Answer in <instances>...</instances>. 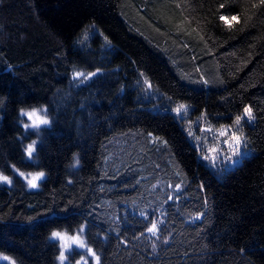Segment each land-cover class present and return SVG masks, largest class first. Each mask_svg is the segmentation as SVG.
<instances>
[{"label":"trees","instance_id":"16d2710c","mask_svg":"<svg viewBox=\"0 0 264 264\" xmlns=\"http://www.w3.org/2000/svg\"><path fill=\"white\" fill-rule=\"evenodd\" d=\"M41 106L51 124L25 134ZM237 117L244 152L207 159L205 123ZM0 172L18 264H58L51 234L84 223L100 264H264V4L0 0Z\"/></svg>","mask_w":264,"mask_h":264},{"label":"rangeland","instance_id":"374dc122","mask_svg":"<svg viewBox=\"0 0 264 264\" xmlns=\"http://www.w3.org/2000/svg\"><path fill=\"white\" fill-rule=\"evenodd\" d=\"M94 27V25H92ZM87 30V29H86ZM91 33L93 32V29H88L87 32ZM84 33V32H83ZM89 33H87L86 36H88ZM94 34V33H93ZM89 35V36H90ZM102 37L104 35L101 34ZM183 106V107H181ZM188 107V103L184 102L180 104V111L178 113H181L183 109H186ZM22 112H35L36 117H33L32 119H29L28 116L22 115ZM177 112V110L175 111ZM244 116L248 118L247 114L245 111H243ZM20 115L23 118L22 120V126L24 128L25 134L29 131H39L42 127L44 126H49L51 124V117L49 115L48 107L47 106H41V107H36V108H29V109H22L20 111ZM199 115L195 114L194 119L188 118L189 121H196ZM48 120V124H39V120ZM252 119V118H251ZM250 120V119H249ZM34 123L38 124V127H26V125H33ZM207 125V127H206ZM205 127L208 129L207 136H204L202 141H206L207 143V154L208 157L207 159H211L213 162H218V161H223L225 160V163L230 160L232 161L230 163V166H233L235 164V160L239 157V155L244 152L246 149V146L244 145L243 141V131L239 129V124L236 123H220L217 125H214L211 123H205ZM233 136L240 137V143L237 144L236 141L233 139ZM35 144V150L33 151L31 157L28 156L26 149L28 145L30 144ZM36 146H37V139L28 142L25 145V153H26V158L29 160L34 159V153L36 151ZM14 172L15 174L20 177L26 184V187L30 190H34L39 188L40 182L46 177V173L44 171H25V170H20L16 168L15 166ZM43 172L44 175L36 181V187L33 188L29 186L28 180L32 178L34 175H38L39 173ZM1 173V172H0ZM23 173V175H21ZM3 174V173H2ZM4 175V174H3ZM8 176V175H6ZM11 183L8 182H0L2 184H5L7 186L13 185V178L11 176H8ZM83 229V231H81ZM86 231H87V223H84L81 225L75 232H68V231H59L56 230L54 232H59L65 237L69 238L66 241L60 240L59 238L53 237L51 234L50 239L53 241H57L60 245V254L57 258V263L58 264H97L96 258L93 257L89 253V249L92 250V252L95 253L96 257H99V264H100V255L95 251L93 247H91L86 238ZM73 238H78L74 242ZM80 242H83L85 245L84 247L80 246ZM67 244V247H64V245ZM63 253L65 259L63 262L59 259L60 255ZM7 255V254H5ZM9 257L8 260H0V263L4 264H18V262L10 255H7Z\"/></svg>","mask_w":264,"mask_h":264},{"label":"snow or ice","instance_id":"6c2138e0","mask_svg":"<svg viewBox=\"0 0 264 264\" xmlns=\"http://www.w3.org/2000/svg\"><path fill=\"white\" fill-rule=\"evenodd\" d=\"M261 3L264 4V0H261ZM221 7H223V5H221ZM220 19L223 20V21H225V23L228 24L229 26H231L233 22H236V21L239 20V17H237V16H231L229 18L228 16H221ZM77 75H82V74L78 73ZM181 107H183V106H181ZM179 111H180V109L177 108V112H179ZM244 111L247 114V116H248L249 119L253 118L252 117V112H251V109L250 108H245ZM22 115L28 116L29 119H32L33 117H36V113L35 112H30V113H28V112H22ZM240 119H241L240 117H237V119H236V123L237 124L240 123ZM38 123L39 124H48L49 121L46 120V119H44V120H39ZM26 127H38V124L37 123H34L33 125H26ZM233 139L236 141L237 144L240 143V137L233 136ZM34 150H35V144L34 143L28 145V147L26 149V152H27V154H28L29 157H31V155H32V153H33ZM21 175H23V173H21ZM43 175H44L43 173H39L37 176H34V177L32 176V178L28 180L29 186L35 188L37 186L36 185V181L38 179H40V177H42ZM0 182H8V183H11V181H9L7 177H0ZM155 228H156V226L153 225V227L151 229H149V231L155 232ZM81 231H83V229H81ZM53 237L59 238L60 240H64V241H66L67 239H69V238L65 237L64 235H62L61 233H59V232L53 233ZM73 239H74V242L76 240H78V238H73ZM80 246L81 247H84L85 245L83 244V242H80ZM64 247H67V244H65ZM88 251H89V253L93 257L96 258L97 264H99V257H96L95 253L92 252L91 249H89ZM59 259L61 260V262H63V260L65 259L63 253L60 255Z\"/></svg>","mask_w":264,"mask_h":264},{"label":"clouds","instance_id":"9594fccd","mask_svg":"<svg viewBox=\"0 0 264 264\" xmlns=\"http://www.w3.org/2000/svg\"><path fill=\"white\" fill-rule=\"evenodd\" d=\"M41 173H43V172H41ZM44 174V173H43ZM34 176H37V175H34ZM33 176V177H34ZM0 177H7L8 178V180L10 181V179H9V177L8 176H6V175H3L2 173H0ZM41 178V177H40ZM53 233H55V232H53ZM53 233H52V235H53ZM9 259V257L7 256V255H5V254H3V253H0V260H8Z\"/></svg>","mask_w":264,"mask_h":264}]
</instances>
